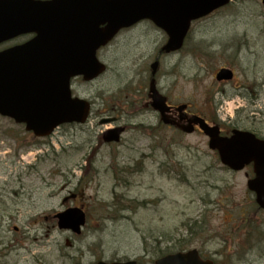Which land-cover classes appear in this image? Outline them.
Returning a JSON list of instances; mask_svg holds the SVG:
<instances>
[{"label": "rangeland", "instance_id": "374dc122", "mask_svg": "<svg viewBox=\"0 0 264 264\" xmlns=\"http://www.w3.org/2000/svg\"><path fill=\"white\" fill-rule=\"evenodd\" d=\"M165 40L145 22L101 51L106 73L90 83L73 81L74 94L95 103L85 125H62L36 139L0 117V191H10L6 205L0 202V264H151L178 248H197L216 264H264V211L247 190L250 169L228 170L203 133L166 128L142 111L149 64ZM159 61L158 87L169 100L190 103V111L223 129L264 137L260 0H232L195 21L184 49ZM224 65L235 70L226 85L214 79ZM243 87L251 95L257 88L259 96L246 100ZM101 102L128 111L118 144L102 140L108 125L98 123L106 117L98 113ZM226 102L239 109L228 113ZM74 193L87 214L80 235L58 229L52 218L74 205Z\"/></svg>", "mask_w": 264, "mask_h": 264}, {"label": "water", "instance_id": "95a60500", "mask_svg": "<svg viewBox=\"0 0 264 264\" xmlns=\"http://www.w3.org/2000/svg\"><path fill=\"white\" fill-rule=\"evenodd\" d=\"M25 1L28 10L14 14L11 19L8 8L13 0H0V41L22 32L36 33V37L23 46L19 64L11 62L9 51L0 52V114L24 122L27 130L44 136L59 124L84 122L88 104L71 98L69 80L79 74L90 79L102 70L95 58V50L110 40L118 29L141 18H150L169 35L164 49L173 50L180 47L191 20L228 0H182L183 10L179 9L178 15L174 11L175 4L178 1L181 4V0ZM262 3L264 5V0ZM105 22L107 25L100 28L99 25ZM231 76V72L224 69L217 74L218 79ZM156 102L157 107L160 106L158 98ZM193 124H198L209 137V148L216 149L221 162L229 168L241 170L252 162L255 176L248 181V187L256 193L257 202L264 208V140L236 129L231 136L222 137L217 126H209L198 117L189 119L182 129L192 132ZM120 131L112 132L106 140H118ZM55 217L59 228L77 234L85 222L80 208H69ZM95 264L137 263L98 261ZM154 264L213 262L202 260L193 249L168 254L155 260Z\"/></svg>", "mask_w": 264, "mask_h": 264}, {"label": "flooded vegetation", "instance_id": "af4514ba", "mask_svg": "<svg viewBox=\"0 0 264 264\" xmlns=\"http://www.w3.org/2000/svg\"><path fill=\"white\" fill-rule=\"evenodd\" d=\"M31 38H32V35H30V34H23V35L17 36L15 38H12L11 40L7 41L6 43L0 45V49L12 48L15 46L22 45V44L26 43L28 40H30ZM167 104L171 107L169 109V111L167 112V115L170 117L171 120L178 122V123H182V122L186 121L184 119V117H183L182 122L179 121V113L174 108L176 106V103H173L167 99ZM149 106H150V100H149L148 93H147L146 96L143 97V107L147 108ZM110 109H111V111H110ZM118 112H119L118 109L116 110V108H112V107L110 108L107 103L105 106L102 107V113H111L109 115L113 119L111 127H115V126L120 125V117L118 115ZM185 112H186V115L188 116V113H190L189 105H188ZM181 116H183L182 113H181ZM123 126L125 127V130H126L127 127L125 125H123Z\"/></svg>", "mask_w": 264, "mask_h": 264}, {"label": "trees", "instance_id": "16d2710c", "mask_svg": "<svg viewBox=\"0 0 264 264\" xmlns=\"http://www.w3.org/2000/svg\"><path fill=\"white\" fill-rule=\"evenodd\" d=\"M179 250H181L182 248H178Z\"/></svg>", "mask_w": 264, "mask_h": 264}]
</instances>
